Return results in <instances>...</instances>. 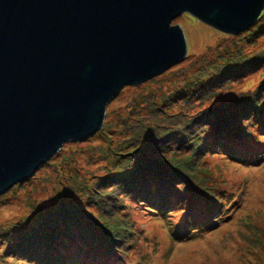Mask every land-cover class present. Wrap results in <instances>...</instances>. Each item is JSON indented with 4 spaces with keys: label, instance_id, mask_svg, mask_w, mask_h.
Masks as SVG:
<instances>
[{
    "label": "water",
    "instance_id": "obj_1",
    "mask_svg": "<svg viewBox=\"0 0 264 264\" xmlns=\"http://www.w3.org/2000/svg\"><path fill=\"white\" fill-rule=\"evenodd\" d=\"M264 0H0V194L70 139L95 133L107 104L186 56L178 14L237 33Z\"/></svg>",
    "mask_w": 264,
    "mask_h": 264
},
{
    "label": "rangeland",
    "instance_id": "obj_2",
    "mask_svg": "<svg viewBox=\"0 0 264 264\" xmlns=\"http://www.w3.org/2000/svg\"><path fill=\"white\" fill-rule=\"evenodd\" d=\"M262 11L260 17L237 33L223 31L189 11L175 16L172 23H180L186 33L188 41L186 56L140 83L125 84L108 102L104 123L95 133L82 139L65 141L61 148L43 162L28 179L17 181L0 194V264H39V261L37 263L34 261L40 254L60 249L61 241H52L47 245L39 242V248L33 251L35 253L33 257L23 256L9 250L14 249L15 245L11 241H15L8 230L14 229L15 232L26 223L25 221H36L35 215L46 212L44 209L46 204L56 201L54 207L57 206L55 204L63 198V190L70 188L67 187L71 185L70 182L73 184L71 187L73 196L77 200L80 197L83 199L81 192L78 197L76 196L79 191L77 188H86L87 184L89 186L97 179V176L107 174L116 158L112 155L108 159L105 155L106 150L123 142V138L132 131L128 130L130 124L139 122L138 129H143L145 126L143 124L150 122L153 117L150 111L153 99L161 102L162 98H165L166 113H174L183 108L184 111H190L192 116L199 118L204 116L202 121L206 118L203 110H208L213 103L223 99L226 109H235L236 103L239 102L237 97L241 94L240 89L256 88L262 78L264 65L244 72L242 76L230 75L220 82L219 77H214L218 85L204 94V98L185 99L188 104L190 103L189 107H185L182 95L184 92L188 93L189 88L193 86L187 82V75L182 73L221 69L226 59H245L262 52L264 48V33H260L264 27ZM205 88L201 89L202 93L206 92ZM192 92L191 96L194 97L200 94L196 88H193ZM174 93V99L178 100L169 101L170 94ZM230 100L232 105L228 102ZM216 107H220L218 113H221L222 105ZM165 115L163 113L161 116L168 121L171 117L166 115L165 118ZM261 120L262 118H259L250 122V128ZM261 124L264 125V122ZM257 126L254 128L258 130L254 131H259L261 132L259 136H264L262 133L264 127ZM240 128L247 129L245 126ZM226 144L232 146L233 143L227 141ZM239 146L237 151L220 148L207 152L200 158L203 159V164L199 165V169H202L205 181L193 188L207 192L212 189L226 198L225 204L228 200L233 201L224 210L225 215L220 218L219 224L201 234L186 238L171 234L173 222L179 221L180 213H185V209L181 207H176L171 217H168L171 219H168L164 218L166 213L159 215L151 201L140 204L135 200L130 202L131 196L126 197L125 200L130 203L127 204V210L123 211L125 214L123 217L132 225L133 230L128 239L122 241V245H129L123 251V261L120 263L264 264V165L258 161L251 162L249 156L243 158L240 151L244 146ZM148 182L151 185V181ZM76 186L78 187L73 188ZM151 187L156 188L155 184ZM194 192L196 193L195 189ZM210 201L211 198L209 203ZM225 204L222 208L227 206ZM193 205H196V200L193 201ZM154 209L155 211H152ZM7 227L10 228L6 230ZM73 246L77 248L78 244ZM99 247L96 246V249ZM95 251L104 252L90 249V258ZM100 257V264H103L116 256L111 257L105 252L101 253ZM114 260H117V257Z\"/></svg>",
    "mask_w": 264,
    "mask_h": 264
},
{
    "label": "trees",
    "instance_id": "obj_3",
    "mask_svg": "<svg viewBox=\"0 0 264 264\" xmlns=\"http://www.w3.org/2000/svg\"><path fill=\"white\" fill-rule=\"evenodd\" d=\"M260 33H264V27ZM260 65H264V48L262 52H257L249 58L226 59L221 69L211 68L212 71L205 69L198 73L193 71L182 73L187 75V82L193 86L188 89V93L184 92L182 95L185 107L190 105L186 100L204 98V94L218 85L214 77H219L220 82L230 75L242 76L244 72L247 73ZM263 71L256 88L240 89L241 94L237 97L239 102L236 103L235 109H226V105H223L224 99L215 102L211 108L203 110L206 115L204 121H202L204 116L201 118L192 116L190 111H184L183 108L174 113H166L165 98H162L161 102L153 99L150 110L153 117L149 123L143 124L147 129L145 126L138 129L139 122L130 124L128 130L132 131L123 138V142L106 150L105 155L108 159L112 155L116 158L107 174L97 176V179L89 186L87 184L86 188L73 187L79 189L76 196L78 197L81 192L83 199L80 197L77 200L73 196L71 188L73 184L70 182L71 185L67 186L70 188L63 190V198L55 204L57 206L54 207L56 201L46 204L44 208L46 212L35 215L36 221H25L26 223L15 232L14 229L8 230L10 227L5 228L15 241H11L15 245L14 249L9 250L33 257L39 248V242L47 245L52 241H61L59 250L42 253L34 262L100 264V254L106 252L111 257L115 255L117 260H114L115 257L103 264H121L122 253L129 245H122V241L127 240L133 230L132 225L123 217L125 215L123 211H126L127 204L134 200L140 204L151 201L160 216L161 213H166L164 218L171 217L176 207L185 209L184 214L180 213L179 221L173 222L171 227L173 236L186 238L214 228L219 224L220 218L224 217V210L233 201L228 200L225 204L226 198L215 193L216 191L210 189L207 192L193 188L205 181L202 169H199V165L203 164V159L200 158L207 152L220 148L237 151L241 145L244 147L238 151L243 153V158L249 156L251 162L258 161L264 165V136H259L261 132L254 131L258 130L254 128L256 125L264 127L261 124L264 122ZM211 72L214 75L209 74ZM193 88L200 94L191 96ZM203 88L206 92L202 93ZM174 95L175 93L170 94L169 101L174 99ZM228 102L233 104L232 100ZM221 105L223 110L218 113L220 107L216 106ZM163 113L171 118L165 121L164 116H161ZM259 118H262L261 122L250 128V122ZM240 126L247 129H241ZM249 129L251 131H248ZM262 133L264 135V132ZM227 141H231L232 146H227ZM148 180L151 181V185L155 184L156 188H152ZM105 184L107 186H104ZM128 196H131L130 202L125 200ZM194 200L196 205H193ZM224 204L227 206L222 208ZM73 244H78V247ZM96 246L100 247L96 249ZM90 249L104 252L95 251L90 258Z\"/></svg>",
    "mask_w": 264,
    "mask_h": 264
}]
</instances>
